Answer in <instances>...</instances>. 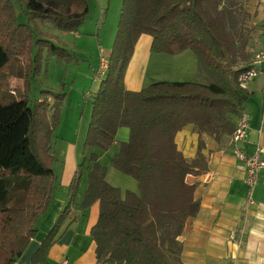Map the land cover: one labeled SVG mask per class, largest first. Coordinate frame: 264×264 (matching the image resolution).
<instances>
[{
  "label": "trees",
  "instance_id": "16d2710c",
  "mask_svg": "<svg viewBox=\"0 0 264 264\" xmlns=\"http://www.w3.org/2000/svg\"><path fill=\"white\" fill-rule=\"evenodd\" d=\"M21 1L36 30L41 23L73 32L89 13V0ZM235 8L239 22L230 25L225 0H122L107 72L90 99L83 157L67 188L68 201L33 252L31 264H46L83 179L79 208L98 203L90 228L95 264H184L178 237L187 218L199 210L195 185L186 177L208 167L202 134L215 140L230 137L246 100L237 76L251 61L252 32L244 24L249 12L238 1ZM141 34L151 36L152 52L191 50L202 81H151L139 90L126 89L123 72ZM35 35L41 34L17 21L11 0H0V264H15L35 238L57 183L51 133L59 124L65 93L53 101L50 94L56 93L45 89L30 102L27 91L40 71L45 47L40 44L34 52ZM63 50L49 44L47 61L52 55L61 63ZM12 77L22 81L18 97L8 90ZM188 123L199 136L191 159L174 140ZM120 127H127L129 136L110 164L135 180V191L108 182L107 167L94 151L108 150Z\"/></svg>",
  "mask_w": 264,
  "mask_h": 264
},
{
  "label": "crops",
  "instance_id": "0c3cea01",
  "mask_svg": "<svg viewBox=\"0 0 264 264\" xmlns=\"http://www.w3.org/2000/svg\"><path fill=\"white\" fill-rule=\"evenodd\" d=\"M255 2L254 7L250 6L247 11L255 14L253 23L261 26L255 36L251 34L248 44L249 60L253 53L261 49L262 34L260 32L264 30V0ZM72 33L61 31L57 35L58 43L56 44L67 48L65 40L67 35ZM150 44L151 36L141 34L138 37L123 72V84L126 89L139 90L151 81L199 82L195 54L187 52L188 50L173 55L152 52ZM110 50L111 48L106 52L100 50L98 56L102 51L108 56ZM151 60L158 61L160 64L165 62L166 70H161L159 75L154 73L156 75L154 79L146 81ZM177 62L178 69L175 68ZM100 80L94 77L93 72L83 92L84 100L91 99ZM262 88L264 83L260 76L255 77L244 88L246 100L240 112L248 115L249 127L241 147L249 153H252L258 144H264V89ZM90 113L91 100L88 105L85 102L84 108L78 113L83 122L79 138L76 142L69 141L64 149L66 159L71 166L68 173L65 167L61 170L59 189L62 195H54L53 190L49 209L42 216L40 229L31 241V245L35 243V250L52 226L58 211L68 201L67 188L76 165L80 162L81 156L83 157V144ZM128 134L127 127L118 128L113 145L127 140ZM198 137L194 125L188 123L176 132L174 140L182 154L191 159L196 154ZM202 139L203 153L207 157L208 167L202 174L186 177L189 183L195 185L194 196L199 202V210L195 216L187 218L182 233L178 237L182 243L181 258L184 264H264V175H261L257 183L249 188L243 181L244 168L231 152L230 137L215 140L212 136L203 133ZM94 151L100 162L98 150L94 149ZM73 153H75V160ZM115 153L117 152H114L113 157ZM109 165L111 164L105 165L108 182L123 190H137L135 180L120 172H113ZM84 188L85 180L83 179L79 185V195L59 227L55 242L48 249L46 264H60L62 259H67L68 264L96 263L95 242L90 235V228L98 216V203L95 202L84 210L79 208L80 194ZM32 252L21 256L15 264H31Z\"/></svg>",
  "mask_w": 264,
  "mask_h": 264
},
{
  "label": "rangeland",
  "instance_id": "374dc122",
  "mask_svg": "<svg viewBox=\"0 0 264 264\" xmlns=\"http://www.w3.org/2000/svg\"><path fill=\"white\" fill-rule=\"evenodd\" d=\"M225 1L227 2L228 6V21L231 25L234 22H239L238 16H236L235 14L236 1L242 3L244 10H247V8L249 10L250 6L254 7L256 3L255 1L257 0ZM121 3L122 0H89V13L87 17L77 27V29L73 31L72 34H69L66 37L65 41L67 42V48H64L65 51L63 50V59H61V63L56 60L55 56L51 55L49 58L50 63L48 64L47 54L49 44L58 43L56 42L58 41L56 39H58L57 35L61 33V31L53 27L51 24L41 23H36L38 27L36 30L35 25L33 24L27 13L25 3H23L21 0H11V4L17 16V21L19 23L30 25L33 31L40 32L41 34L39 36H34V52L38 51L40 44H42V46H45L40 71L33 76L31 80V87L27 91L30 102L33 103L38 97H40L42 95L41 91L45 89L54 88L53 93L56 94H50L53 98V101L54 99L55 101L59 99L58 97L60 93H66L63 96L60 104L59 124L51 133L52 151L55 157V161L53 162L54 164L52 167L55 174L58 176L57 183H55L54 187V195L56 196L62 195L59 189V177L61 175V170L63 167H65L68 173L69 167L71 166V164L69 165V161L66 159L64 149L69 141L76 142L79 138L83 122L82 118H79L78 113L81 112V110L84 108L85 102L87 105L90 102V99L88 98L84 100L83 92L87 88L91 76L98 66V52L100 50L106 52L112 46L117 29ZM254 16L255 14L249 13V17L246 18L244 24L252 32L251 34L255 36L258 30H260L261 25L259 26V24L253 23L255 21ZM260 34H262V32H260ZM43 40L46 42H44ZM187 52H191L192 54H194L191 50H188ZM178 65L179 64L177 62L175 66L176 69L179 68ZM47 68H49L48 71ZM161 70H166V63L162 62V64H160V62L158 61L151 60L148 66L146 81H151V79H154L153 77L156 76L154 73H157L159 75ZM200 81H202V78L199 73V82ZM21 87V79L16 77L10 78L8 90L10 92L14 91L15 97H18L19 94L22 93ZM46 95L47 94H43V97H46ZM119 146L120 142L116 145L114 144L112 147H110V149L106 151H102L98 148L95 149L99 152L100 163L104 166L111 163V160L113 158L112 155L115 151H118ZM73 159L75 160V153H73ZM81 159L82 156L80 160ZM109 168H111L110 170H112L113 172H118L111 165H109ZM110 179L112 180L113 178L110 177ZM42 216L39 218L37 223L38 229H40V223L43 218ZM31 243L22 253V256H25V254L30 251H35V243L32 245Z\"/></svg>",
  "mask_w": 264,
  "mask_h": 264
},
{
  "label": "built area",
  "instance_id": "2783aa9c",
  "mask_svg": "<svg viewBox=\"0 0 264 264\" xmlns=\"http://www.w3.org/2000/svg\"><path fill=\"white\" fill-rule=\"evenodd\" d=\"M108 67V56L103 52L99 54L98 66L94 70V77L101 79L106 75ZM260 76L264 83V30H262V47L253 53L250 63L242 69L238 76L237 82L240 87L245 88L247 84L255 77ZM264 89V88H262ZM14 93L13 91H11ZM89 96V94H86ZM249 127V117L246 113L240 112L235 120L234 130L230 135V149L235 158L244 168L245 184L253 187L259 177L264 175V144H258L252 153L245 151L241 147V142L245 139ZM60 264H68L67 259H62Z\"/></svg>",
  "mask_w": 264,
  "mask_h": 264
}]
</instances>
